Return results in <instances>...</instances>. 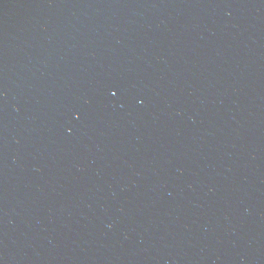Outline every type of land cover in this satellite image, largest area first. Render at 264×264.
<instances>
[{"label": "water", "instance_id": "1", "mask_svg": "<svg viewBox=\"0 0 264 264\" xmlns=\"http://www.w3.org/2000/svg\"><path fill=\"white\" fill-rule=\"evenodd\" d=\"M0 264H264V0H0Z\"/></svg>", "mask_w": 264, "mask_h": 264}, {"label": "snow or ice", "instance_id": "2", "mask_svg": "<svg viewBox=\"0 0 264 264\" xmlns=\"http://www.w3.org/2000/svg\"><path fill=\"white\" fill-rule=\"evenodd\" d=\"M113 95H115V93H113Z\"/></svg>", "mask_w": 264, "mask_h": 264}]
</instances>
